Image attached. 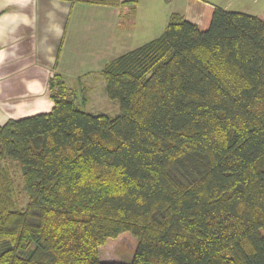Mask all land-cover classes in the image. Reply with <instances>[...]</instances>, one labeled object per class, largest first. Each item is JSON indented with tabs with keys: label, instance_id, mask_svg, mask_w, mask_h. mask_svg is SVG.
I'll list each match as a JSON object with an SVG mask.
<instances>
[{
	"label": "trees",
	"instance_id": "trees-1",
	"mask_svg": "<svg viewBox=\"0 0 264 264\" xmlns=\"http://www.w3.org/2000/svg\"><path fill=\"white\" fill-rule=\"evenodd\" d=\"M100 73L115 116L53 74L48 112L0 124V264H264V20L171 13Z\"/></svg>",
	"mask_w": 264,
	"mask_h": 264
},
{
	"label": "crops",
	"instance_id": "crops-1",
	"mask_svg": "<svg viewBox=\"0 0 264 264\" xmlns=\"http://www.w3.org/2000/svg\"><path fill=\"white\" fill-rule=\"evenodd\" d=\"M121 1L0 0V124L48 112L53 74L71 90L88 87L106 62L159 36L171 13L199 24L205 7L215 5L264 20V0ZM101 246V261L128 262L102 256Z\"/></svg>",
	"mask_w": 264,
	"mask_h": 264
},
{
	"label": "rangeland",
	"instance_id": "rangeland-1",
	"mask_svg": "<svg viewBox=\"0 0 264 264\" xmlns=\"http://www.w3.org/2000/svg\"><path fill=\"white\" fill-rule=\"evenodd\" d=\"M95 81H90V84L87 82V97L88 103L84 108L87 112L92 114H106L109 116H115L118 112L117 102L111 100L106 95L105 90V80L101 75L96 76ZM14 181L18 191V205H24L26 201V196L21 190L22 181L18 168L13 164L10 167ZM136 246V239L129 232L122 233L117 239L111 238L108 239L107 243L103 244L100 248V252L103 256V253L106 252L113 256L125 258L123 260L129 261L128 256L133 255L134 249ZM127 258V259H126ZM115 261V260H112Z\"/></svg>",
	"mask_w": 264,
	"mask_h": 264
}]
</instances>
